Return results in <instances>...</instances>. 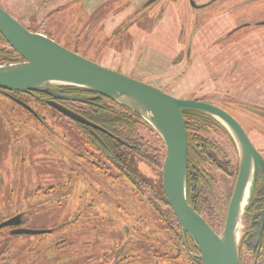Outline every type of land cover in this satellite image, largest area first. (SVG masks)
Segmentation results:
<instances>
[{"label":"rangeland","instance_id":"374dc122","mask_svg":"<svg viewBox=\"0 0 264 264\" xmlns=\"http://www.w3.org/2000/svg\"><path fill=\"white\" fill-rule=\"evenodd\" d=\"M144 4L145 12L136 13ZM0 5L33 32L92 61L174 97L223 108L264 158V0H214L199 8L190 0ZM8 97L0 92V222L22 213L20 227L52 232L1 228L0 264H196L160 199L161 168L134 158L130 174L148 181L138 185L86 150L70 119L27 100L42 125ZM139 133L154 138L146 127ZM222 146L236 164L235 145L225 138ZM164 156L157 157L161 167ZM216 176L228 196L234 179ZM212 224L222 231L220 221ZM246 228L242 217L239 239Z\"/></svg>","mask_w":264,"mask_h":264},{"label":"water","instance_id":"95a60500","mask_svg":"<svg viewBox=\"0 0 264 264\" xmlns=\"http://www.w3.org/2000/svg\"><path fill=\"white\" fill-rule=\"evenodd\" d=\"M0 34L21 58L17 62L0 64L1 91L44 93L51 97L46 103L61 115L104 132L107 131L57 102L71 99L60 95L57 86L69 85L91 90L139 115L157 133L165 147L161 167L162 191L185 245L188 238L196 250L194 253L186 248L191 257L201 264H239L242 217L247 222L248 244L257 243L264 226V158L231 114L209 102L174 97L145 81L92 61L47 35L30 31L1 5ZM18 103L37 117L27 104L22 101ZM183 111L202 112L218 120L237 150V175L219 233L187 202L188 144ZM115 138L120 141L118 137ZM261 191L262 208L248 213L251 202ZM21 217L22 213H18L1 221L0 229L11 227L12 234L52 232L22 228Z\"/></svg>","mask_w":264,"mask_h":264},{"label":"trees","instance_id":"16d2710c","mask_svg":"<svg viewBox=\"0 0 264 264\" xmlns=\"http://www.w3.org/2000/svg\"><path fill=\"white\" fill-rule=\"evenodd\" d=\"M26 28L33 31L29 27ZM20 59L0 34V64L17 62ZM57 89L63 96L71 98L60 99L64 100L66 107L113 135L71 120L78 130L77 136L84 139L85 149L97 154L104 165L111 164L123 173L126 172L128 178L136 184L148 185L146 179L135 178L134 175H131L132 172L130 174V171L133 170L134 158L161 168L157 157L164 156L165 147L151 126L130 109L91 90L69 85H58ZM183 115L188 144L187 202L212 228L213 220L220 221L223 228L232 190L228 196L223 194L216 173L221 172L228 175L235 182L238 161L234 164L222 146L225 138L230 139L232 143L233 141L223 125L210 115L197 111H183ZM139 127H146L151 132L154 136L151 142L139 133ZM115 137H118L120 141ZM158 192L160 199L168 207L177 225L166 202L161 184ZM262 196V191L257 192L256 198L247 209L248 213L253 211L252 207L256 206V202L260 200L263 202ZM246 236L245 232L239 242V264H264V234L261 233L255 245L248 244ZM191 260L196 264H201L194 258Z\"/></svg>","mask_w":264,"mask_h":264},{"label":"flooded vegetation","instance_id":"af4514ba","mask_svg":"<svg viewBox=\"0 0 264 264\" xmlns=\"http://www.w3.org/2000/svg\"><path fill=\"white\" fill-rule=\"evenodd\" d=\"M149 3H152V2H154V1H156V0H147ZM214 0H209L208 2H206V3H204V4H196L195 2H194V0H190V5L192 6V7H195V8H199V7H202V6H204V5H207V4H209V3H211V2H213ZM192 2L194 3V6L192 5ZM146 7V4H144L143 5V7H142V9L140 10V9H138L137 11H136V13H138V11H140L139 13H144L145 12V10H144V8ZM138 13V14H139ZM264 22V21H263ZM131 25V23H129L127 26H126V28H128L129 26ZM124 29H122L121 31H118L117 32V35L120 33V32H122ZM115 33V32H114ZM21 60V59H20ZM158 88V87H157ZM0 92H2V93H4V94H6V95H8L9 97V99L13 102V103H15V104H17V105H19L20 107H22L24 110H26L27 112H29L27 109H25L23 106H21L19 103H18V101H22V102H24L25 104H27L29 107H31L30 105H29V103H28V101L27 100H32V101H36V103H39V104H42V105H45V106H48V107H50L47 103H46V101L47 100H50L51 99V97H49V96H47V95H45V94H42V93H36V92H32V93H20V92H17V93H15V92H4V91H1L0 90ZM59 94L60 95H63L61 92H59ZM57 102H59L60 104H62V105H64V100H56ZM65 106V105H64ZM34 111H35V114H36V116L37 117H35L31 112H29L34 118H35V120H37V122L38 123H40V124H44V125H46V122L44 121V119H42V115L41 116H39V114H38V112L33 108V107H31ZM50 108H52V107H50ZM53 109V108H52ZM54 110V109H53ZM56 111V110H55ZM262 198H263V196H262ZM262 205H263V202L260 200L259 202H256V206L255 207H252V210H258V209H261L262 208ZM252 212V211H251ZM21 219H22V217H21ZM247 231H248V228H246V233H247ZM261 233L262 234H264V226H263V228H262V231H261ZM186 246H187V248H188V250H191V251H193L194 252V247H193V245H192V242L190 241V239H187V241H186Z\"/></svg>","mask_w":264,"mask_h":264},{"label":"crops","instance_id":"0c3cea01","mask_svg":"<svg viewBox=\"0 0 264 264\" xmlns=\"http://www.w3.org/2000/svg\"><path fill=\"white\" fill-rule=\"evenodd\" d=\"M20 1H21V0H20ZM2 7H3V6H2ZM3 8H4V7H3ZM4 9H5V8H4ZM104 59H105V58H104ZM105 60H106V59H105ZM101 62H102V65H104L106 61H103V60H102V61H100L99 63H101ZM104 66H105V65H104ZM112 69H113V68H112Z\"/></svg>","mask_w":264,"mask_h":264}]
</instances>
